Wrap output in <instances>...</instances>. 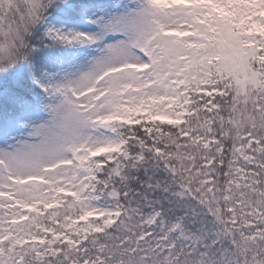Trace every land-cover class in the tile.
<instances>
[{
  "label": "snow or ice",
  "instance_id": "obj_1",
  "mask_svg": "<svg viewBox=\"0 0 264 264\" xmlns=\"http://www.w3.org/2000/svg\"><path fill=\"white\" fill-rule=\"evenodd\" d=\"M0 264H264V0H0Z\"/></svg>",
  "mask_w": 264,
  "mask_h": 264
}]
</instances>
